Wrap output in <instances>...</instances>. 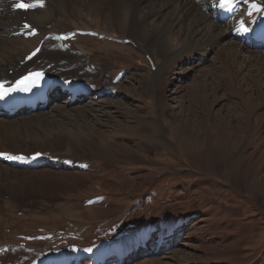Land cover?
Listing matches in <instances>:
<instances>
[{
    "label": "rangeland",
    "instance_id": "obj_1",
    "mask_svg": "<svg viewBox=\"0 0 264 264\" xmlns=\"http://www.w3.org/2000/svg\"><path fill=\"white\" fill-rule=\"evenodd\" d=\"M157 19L158 26L147 28L161 30L173 50L158 82L145 55L116 30H105L98 16L74 18L96 37L77 40L73 32L72 41L91 43L77 48L92 53L108 83L119 72L126 78L116 94L77 103L90 111H60L59 99L39 112L57 119L46 120L48 132L34 126L16 141L0 142L31 152L52 134L63 152L72 145L70 154L79 155L54 168L59 180L33 173L22 183L2 156L3 256L19 254L17 264H264V48L228 36L219 53L211 50L206 62L193 63L198 57L179 48L186 37L202 42L206 36L193 8L166 9ZM17 53L3 60L6 67ZM153 57L164 64L161 49L155 47ZM80 130L87 134L78 142L64 133ZM162 232L169 234L163 250L151 253ZM144 240L140 253L133 245ZM124 247L131 249L117 260Z\"/></svg>",
    "mask_w": 264,
    "mask_h": 264
},
{
    "label": "bare ground",
    "instance_id": "obj_2",
    "mask_svg": "<svg viewBox=\"0 0 264 264\" xmlns=\"http://www.w3.org/2000/svg\"><path fill=\"white\" fill-rule=\"evenodd\" d=\"M258 1L259 4L257 7H253V0H237V11L235 16L231 18L227 24H224L225 21H221V13L218 12V0H29L30 3L35 4L36 6L28 10L27 13H23L16 9L15 0H0V65H3L0 66V79L2 77H7L14 80L16 77L23 74L30 66L45 69L55 81L60 82L63 85L67 84L68 79H76V76L79 75V79L87 80L92 86L90 98L87 96H79L77 100L70 101V95L67 94L68 96L61 101L65 105L59 106V110H65L68 112V110L72 109L76 111V115H81L90 110L86 106H79V104H77L78 102L100 100L104 98L105 95L111 96L116 94L115 86L120 89L119 86L125 81L126 76L124 73L119 72L116 78H113L109 83L107 82V70L104 68L105 72L100 65L94 63L92 60V53L77 48L78 46H76L75 43H89V41H94L96 37L94 34H91L92 32L87 29L86 25L83 24L78 26L74 24V18L76 19L79 16L87 18L90 16H98L101 19V24L105 30H116L115 32L119 33V36L116 35L117 38L123 42L125 39H132L137 44L138 51L146 54H151L152 52L151 56L154 61L153 49L156 47L164 51V64H159L158 66L155 61L154 63L157 65L156 70L153 71L152 68L150 69L152 77L157 79L158 82L163 74L164 68L170 66L173 62V50L169 47V43L164 40L165 36L161 33V30L158 28L148 29L147 27L158 26L159 23L157 18L163 16V11L166 9L183 10L187 7L193 8L204 26L203 31L206 36L202 42H198L194 37H186L185 41L183 40L182 46L179 48H182V55L198 57L193 63L199 61V59V62L203 63L206 62L210 56L208 52L211 50L216 52L218 46L222 41L227 40L228 36L230 37L229 39L237 38L239 43H241L240 37L243 36L246 37V39L251 37V34L256 30L259 23L258 17L264 14V0ZM156 4L160 5L159 11L152 8V6H155ZM146 8H151V11H145ZM23 14L27 15V20L24 19ZM67 20H70L73 25H66L65 21ZM24 21L32 23L40 30V32L34 36L30 35L29 31L24 28ZM64 25H66V27H64ZM73 32V37L75 39L89 41L75 42L76 40L74 39L72 41L70 36ZM12 38H17L18 41L14 39L9 42V39ZM68 39H70V41ZM42 41L44 42L43 47L37 57L38 59H41V63L37 64L36 60H32L31 62L21 65L26 55ZM67 42H70V45L67 44ZM60 43L61 45L59 46L58 44ZM54 44L55 46L51 47ZM104 44L108 45L109 41H105ZM244 46L248 47L246 42H244ZM250 48L255 49L256 45L252 44ZM17 49V58L13 60V62L11 61L12 63L9 62V67H6L3 60L8 58L10 54ZM9 70H13V74H10ZM77 82H79L78 79H76V83ZM110 83H114V86L111 87ZM72 90L73 93H82L85 91L83 87L78 86ZM62 95L60 89H57L53 93L52 103H56L59 96ZM56 104L58 105V103ZM50 105H48L47 109L52 108ZM45 111L46 110H42L41 112ZM27 112V110H21L13 117H9L5 116L4 113L0 111V142L6 140L16 141L17 137H24L25 133L32 132L31 128L34 126L45 130L49 129L47 127L48 123L51 122L54 124L55 120H57L56 118L51 119L46 115H40V111L33 114ZM22 115V121H15V118H21ZM46 120H49L47 125H45ZM84 130H80V132L73 131L70 134L68 132H63L66 133V135L68 134L71 138L72 135H75L76 138L72 139L78 142L82 141L78 138L79 135L87 134ZM46 132L48 131L46 130ZM51 133H53V131ZM48 135V137L45 136V138L48 139L45 141L47 143L45 145L38 144V148L31 152H24L21 149L12 150L8 145H0V153H2L0 158H2V156H7L10 161L4 162L16 166L17 170L14 172L18 176L16 183H22L23 175L28 178L33 173L38 174L39 177L47 182L59 180L55 172H58L59 170L56 169L60 168L61 165L66 162L65 159L72 158L76 162L78 161V158L75 157H78L79 155L70 154L71 152H69V150H72V145L70 147L68 146L69 148H67L66 152H63L64 150H61L59 143L57 144L53 140L52 142L50 141L51 139L49 137H51L52 134ZM15 145H18V143ZM6 152H12L16 155H7ZM37 152H42L43 156L38 160L30 158L31 154ZM17 154H26L28 157L19 158ZM89 158H91V155ZM45 159L50 162L46 165H42ZM67 165L69 166V164ZM18 170L21 172H18ZM168 236L169 234L167 233H160L156 239V242L159 244L153 246L151 253L161 252L163 250L162 243ZM151 237L152 235H149V238ZM144 244H146V240L137 242L133 245V248H137L139 245L138 249L141 250L140 253H142V247ZM129 249L131 248L124 247L118 254L117 260L122 259ZM111 250L112 249H109V251L103 254V259L108 257ZM20 258L21 256L19 254L18 256H11L9 254L3 256L0 252V264L6 262H9V264H17L15 260L18 262ZM67 263L68 260H65V262H48L44 264ZM31 264H41V262H34ZM73 264H79V261L76 259Z\"/></svg>",
    "mask_w": 264,
    "mask_h": 264
},
{
    "label": "snow or ice",
    "instance_id": "obj_3",
    "mask_svg": "<svg viewBox=\"0 0 264 264\" xmlns=\"http://www.w3.org/2000/svg\"><path fill=\"white\" fill-rule=\"evenodd\" d=\"M231 3H232V0H223V5H225V6L229 5ZM35 6H36L35 4H29V3H24V2H20V3H17L15 5L16 8L25 9V10L33 8ZM253 7H257V6L253 5ZM42 76H43V73H41V72L29 73L28 76L23 77L20 81H17V87L21 88V90H23V91H29L30 89L28 87H26L25 85L28 82L38 81ZM16 90H17L16 87L5 89L4 85L0 84V98H3L7 94V92L16 91ZM0 155H2V153H0Z\"/></svg>",
    "mask_w": 264,
    "mask_h": 264
}]
</instances>
